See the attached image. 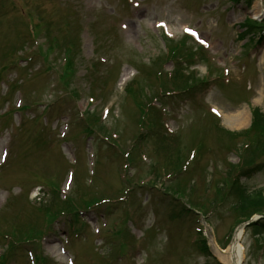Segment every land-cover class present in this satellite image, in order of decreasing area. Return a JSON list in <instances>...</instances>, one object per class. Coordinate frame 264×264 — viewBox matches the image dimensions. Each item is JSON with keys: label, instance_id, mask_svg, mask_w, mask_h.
<instances>
[{"label": "rangeland", "instance_id": "1", "mask_svg": "<svg viewBox=\"0 0 264 264\" xmlns=\"http://www.w3.org/2000/svg\"><path fill=\"white\" fill-rule=\"evenodd\" d=\"M248 20L264 22V0H0V235L24 236L28 226L40 230L47 224L39 205H56L50 182L61 187L62 200L70 196L78 200L80 194L108 199L106 205L88 210L85 223L76 227L69 223L71 215L61 216L41 241L20 244L7 264H38L37 255L46 259L43 264H226L220 254L231 247L228 238L238 225L236 216L229 204L215 207L221 202L215 189L207 197L204 193L220 179L216 165L224 169L227 162H240L227 148L229 137L217 127L247 130L252 111L264 112V42L258 43V33L253 38L245 30ZM40 29L49 46L58 45L56 55L61 51L66 56L69 36L72 42L79 41L72 86L77 98L61 84L60 57L45 64L37 54L44 42L35 39ZM163 31L176 41L187 38L193 51L197 44L204 45L218 66L211 63L213 75H208L207 65L194 68L210 81L195 99L177 95L155 99L159 110L165 103L164 129L155 131L166 133V140L160 142L146 129L138 149L135 138L143 131L137 122L139 110L125 89L140 78L143 67L168 54ZM93 63L95 73L90 72ZM173 66L166 62L164 73H172ZM221 73L223 78L215 82ZM159 78L168 79L170 88L169 77ZM154 80H145L150 96L159 93ZM202 100L220 119L210 117ZM90 112L108 125L105 135L120 148L111 146L102 133L85 132L91 125ZM199 139L206 148L200 159H191L190 146ZM175 140L179 153L169 152ZM170 153L180 155L184 165L189 163L179 181L185 184L186 177L194 181L186 202L216 198L198 227L194 215L179 223L169 220L166 205L151 203L153 196L173 200L162 194L164 185L152 192L141 187L149 181L152 167L169 170ZM71 171L78 181L73 185L66 175ZM243 182L251 189L263 187L264 172ZM124 226L129 234L120 236ZM198 234L207 238L210 256L199 250ZM13 238H0V256L9 242L16 241ZM123 243L127 249L120 255ZM240 249L243 264H264V239L253 230L246 229Z\"/></svg>", "mask_w": 264, "mask_h": 264}, {"label": "trees", "instance_id": "2", "mask_svg": "<svg viewBox=\"0 0 264 264\" xmlns=\"http://www.w3.org/2000/svg\"><path fill=\"white\" fill-rule=\"evenodd\" d=\"M246 27L249 32L253 34H263L262 39H264V22L257 23L248 20ZM39 31H42V29ZM71 37L73 36L71 35ZM165 40L169 42V44L166 42L168 44V54L162 55V57L155 60L151 67L146 68L145 70V67H143L142 71L139 69L141 71L140 78L133 80L125 89L126 95L137 104L139 110V118L137 122L139 127L143 129V131L135 138L134 148L137 147L140 149L142 144L141 141L144 137L142 134L146 129L150 132V136H158L160 142H165L166 140V133L162 134L155 131L156 129H161V127L164 129L163 114L166 113V110H159L154 106L156 100H161V98H158L159 96L165 98V95H177L183 97L182 99H195L198 94L210 84V81H208L206 77L200 78L196 71L191 70L192 67L197 64H205L209 67L208 75H213L215 72V69L210 65L207 57L204 56V50L196 48V51H193V48L188 47L189 40L187 38L176 42L166 38ZM78 43L79 41L72 42L70 36L68 37L65 43V57L60 55L62 54L61 51L58 55L55 54V49L58 45L49 46L46 44V48L43 46V48L40 47L41 50L39 52L45 64H51L50 59H58L60 57V60L64 62L60 77L61 84L62 86L64 85L67 92L70 91V93L76 98L79 93L73 89L72 86L76 82L75 78L78 73L77 60L79 54H81ZM166 62H173L174 64V71L168 75H166L163 70V65ZM95 68V64H92L90 72L93 73ZM161 75L170 78V88L167 87L168 79L162 80L159 78ZM152 78L156 79V81H154L157 82L156 86L159 88V93L150 96L147 90L149 84L145 83V80L148 81ZM218 78L222 79V75H217V78L214 81L216 82ZM164 104L165 103H163L162 106H165ZM210 117L212 119L214 118L212 116ZM87 119L91 122V125L84 129L86 133L92 135L93 128L107 137V135H105L108 134L107 127L100 122L99 116L90 113V117ZM217 128L221 133H224L229 137V143L227 145L229 152L235 153L240 159L238 164L227 162L224 169H221L216 165L215 170L217 171L218 176H220V179L213 185L209 184L205 188L204 194L206 197L212 189L213 191L215 189V196L217 200H220L221 202H218L215 205L214 202L216 198L212 202L208 200L207 203L202 202V200H199L197 204L192 203L190 200L186 202V198H188L187 194H190L191 197L194 191V181L191 178L186 177L187 180H185V184L179 182L181 177L185 175L184 173L186 172L187 164L189 163L187 162L184 165V159L178 154L176 155L177 158L171 155V153L169 154L166 162L168 163L169 170L164 168L163 171L160 172L155 166L152 167L150 170L149 181L145 186H141L152 192V190L155 191L157 185H164V192L162 194L173 200L168 201L166 198L156 196H153V200L166 205L167 215L170 220H177V222L184 221L187 217L190 218V215H194L192 220L193 223H196L198 216L195 213H192L193 209L206 215L208 207L210 208L214 205L215 207H220L224 204H229L232 213L236 216V224L238 225L249 220L254 215H264V186L257 189H251L243 182L245 179L253 178L255 174L264 172V162L261 161V158L264 156V114L261 113L259 109L253 110V122L248 130L231 132L221 127ZM175 141L176 146L169 152L179 153L180 149H177L178 140ZM190 148H192L195 157L200 159L203 155L202 152L206 147L203 140L199 139V141L196 144H193V146H190ZM163 172L169 174L164 177ZM186 173H188V171ZM48 187L51 191V195L54 197L56 205L53 208L47 206L44 202L39 205L40 211L44 214V220L47 224L43 225L40 230L33 227V225L28 226L26 233H23L24 236H22V234L19 236L18 232H12L15 238H13L11 233L0 235V238L2 239L5 237L16 239V241L13 240L9 242L11 245L2 256L0 264H7L10 260L9 255L14 252L16 253L20 244H33L41 241L51 231L52 224L61 216L71 215L72 219L69 220V223L72 224L71 227H76L80 223L84 224V220L81 217L83 211L95 209L97 206L99 207L102 205L103 201H106V199L102 198H86L83 194L79 196L78 203L75 202L78 200L74 199L72 196H70L69 199L62 200L61 197H59V185L57 183L50 182ZM186 204L190 208L187 207ZM209 211L210 210H208V212ZM195 217L197 218L194 219ZM250 229L253 230L255 235L264 236V219L251 225ZM198 236L200 237V240L198 239L199 244L197 245L199 250L201 249L202 253L206 256H210L206 240L203 238L202 234H198ZM121 248H124V245H122ZM36 260L38 263H44L46 261L45 258L40 255L36 256Z\"/></svg>", "mask_w": 264, "mask_h": 264}, {"label": "bare ground", "instance_id": "3", "mask_svg": "<svg viewBox=\"0 0 264 264\" xmlns=\"http://www.w3.org/2000/svg\"><path fill=\"white\" fill-rule=\"evenodd\" d=\"M126 79V76L123 75L122 77V81H124ZM239 121H241L239 119ZM241 231L239 230L234 238V242L231 245L230 249L228 250V252H224V254H220L222 260L226 263V264H241L242 262V252L241 249L238 245V240L241 236Z\"/></svg>", "mask_w": 264, "mask_h": 264}]
</instances>
